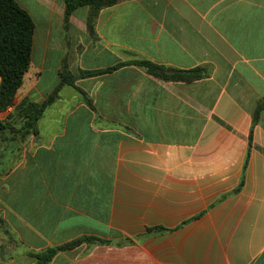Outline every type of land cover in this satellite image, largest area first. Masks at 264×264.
Instances as JSON below:
<instances>
[{"label": "crops", "instance_id": "0c3cea01", "mask_svg": "<svg viewBox=\"0 0 264 264\" xmlns=\"http://www.w3.org/2000/svg\"><path fill=\"white\" fill-rule=\"evenodd\" d=\"M15 1L31 64L0 122L55 95L34 133L0 132V264L77 241L48 264H264V0H120L66 24L62 0Z\"/></svg>", "mask_w": 264, "mask_h": 264}, {"label": "trees", "instance_id": "16d2710c", "mask_svg": "<svg viewBox=\"0 0 264 264\" xmlns=\"http://www.w3.org/2000/svg\"><path fill=\"white\" fill-rule=\"evenodd\" d=\"M120 0H62L64 6V23L78 8L90 9L89 21L104 8L114 6ZM35 25L32 18L19 7L15 0H0V112L13 106L15 95L23 84L25 74L31 64L32 39ZM134 65L144 68L150 75L171 82L190 83L208 77L209 68L202 66L190 70H174L159 66L150 62H135ZM83 77V75H81ZM62 84L74 86L73 77L68 74L62 76ZM55 95V93H53ZM53 94L46 101L36 104L28 99L22 100L14 113L5 122H0V132L9 126L11 119L21 120L22 129L26 134L34 133L37 120L43 111L50 105ZM261 104H257L254 119L261 110ZM91 239H85V241ZM96 240V239H95ZM74 242L36 256L39 264H48L54 255L79 243ZM99 243L103 241L98 240Z\"/></svg>", "mask_w": 264, "mask_h": 264}]
</instances>
